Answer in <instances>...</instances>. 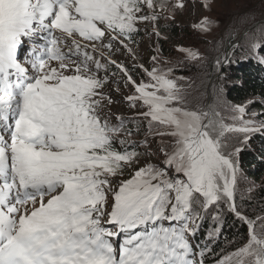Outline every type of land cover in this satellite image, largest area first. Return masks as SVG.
I'll list each match as a JSON object with an SVG mask.
<instances>
[{"label":"snow or ice","instance_id":"obj_1","mask_svg":"<svg viewBox=\"0 0 264 264\" xmlns=\"http://www.w3.org/2000/svg\"><path fill=\"white\" fill-rule=\"evenodd\" d=\"M168 6L0 0V264H205L212 249L193 241L213 210L206 236L220 235L221 206L248 231L214 264H264V215L247 216L237 203V144L264 132V119H256L264 113L249 116L252 101L224 100L222 85L192 107L181 83L188 78L160 67L156 56V66H140L139 82L111 59L115 43L131 54L125 41L137 25L155 23ZM172 7L184 8V0ZM216 24L203 17L193 27L207 32ZM249 48L264 64V27ZM112 67L126 76L129 105L143 109L133 119L160 137L154 153L147 138L120 139L131 135V121L112 123L106 112ZM140 143L148 146L143 154Z\"/></svg>","mask_w":264,"mask_h":264},{"label":"rangeland","instance_id":"obj_2","mask_svg":"<svg viewBox=\"0 0 264 264\" xmlns=\"http://www.w3.org/2000/svg\"><path fill=\"white\" fill-rule=\"evenodd\" d=\"M175 3L176 0H168L169 6L167 10L160 13V18L155 23L142 22L137 25L140 29L141 35L137 36L132 43L125 41V43L128 44V47L132 50L131 54L127 49L120 46L118 43H115L111 59L115 60L117 64H123L125 67L136 63L139 66L143 65V67L146 68L143 60V58H146L145 60L150 64V68L148 69L156 66V64L164 68H168L170 67V64H173L171 67L174 68L173 75L175 77H181L179 74V71L181 70L184 73H191L192 79L187 87V96L189 105L196 107L207 103V99L204 98L203 94L206 92L209 94L212 93L213 81H215L218 75L222 72V65L227 64L234 48L233 43L235 42V39H239V37L244 38L243 51L245 52V44L248 45L250 43L251 35L255 34L256 29L264 27V0H184L185 7L182 9L173 8L172 5ZM157 11L160 10L157 9ZM203 17H209L214 21H218V24L214 25L211 30L207 32L194 28L193 25L201 21ZM166 22L175 23L179 26H187L196 34V36H200L201 41L195 40L190 43L189 47H186V49L197 51L200 54L198 58H189L187 53L180 51V48H185V46L183 47L182 44L169 41L171 49L175 50V52L172 57H166L165 63L161 62L159 57L160 54L150 36L151 34H156L154 32L157 31L156 25L158 23ZM245 33H249V37L246 38ZM227 41L232 43V47L229 56L225 57L227 53ZM237 44L238 43H235L234 45ZM153 56L157 57L156 64L152 61ZM185 59L188 60L187 65L182 63ZM217 59L221 60L222 64L220 68L213 73L214 75H212V79L209 81L210 71L216 66ZM167 64H169L168 67ZM137 73L140 77L143 76L141 78H144L143 69L141 67L137 70ZM216 74L218 75L216 76ZM183 85L186 86L185 84ZM218 85H221V83ZM124 86L125 82L122 79L113 78L106 87V91L110 94L113 100V104L109 106V109H106V112H110L111 114L112 123L116 122L117 116L127 117L129 120L133 121V118L138 117L139 113L143 111L140 107L134 108L129 105L126 97L131 94V88L129 86ZM224 100L233 104L252 101L253 103L248 105V115L251 116L254 112V99L249 98L243 102L233 101L227 97L224 89ZM223 115L227 116L229 113L224 112ZM144 121L146 120L138 119V122ZM119 138H126L127 140L133 141V136H126L125 133H121ZM145 138L149 141L150 151L154 153L160 137L153 135V133H145L140 137V139H142L141 142H143ZM140 146L142 147L140 152L143 154L148 146H145L143 143ZM254 147L258 148L257 145H254ZM147 158L153 157L142 156V159ZM249 180L246 189L247 196L250 194H256V184L253 180V182L251 179ZM210 217L211 212L204 215V219L207 221H210ZM211 228L212 227L209 226L208 231Z\"/></svg>","mask_w":264,"mask_h":264},{"label":"trees","instance_id":"obj_3","mask_svg":"<svg viewBox=\"0 0 264 264\" xmlns=\"http://www.w3.org/2000/svg\"><path fill=\"white\" fill-rule=\"evenodd\" d=\"M156 30L151 34V38L154 41L157 51L159 52V57L162 63H165L166 57L173 56L175 50L171 49L169 41L182 44L183 47H189L190 43L193 41H201L200 36H196L194 32L187 26H179L175 23H158L156 25ZM139 31L138 34L134 35L132 41L134 42L136 37L141 35ZM244 38L241 37L237 47H234L227 64L224 65L222 72L213 81V86L221 83L224 86L227 97L233 101H246L249 98L254 99V112L253 113H264V64H261L258 57L254 55L249 48V44H245V52L243 51ZM230 41L226 42V48L230 47ZM260 56H264V53H259ZM162 57V58H161ZM143 58L146 68H150V64ZM229 61H231L229 63ZM184 65L188 64V60L185 59L182 62ZM169 64H167V67ZM173 64H170V67ZM129 74L133 76L134 79L139 82L141 77L137 73L140 66L136 63L130 64L126 67ZM218 70L217 66L210 71L209 77L212 79L213 73ZM111 72L114 75H110L109 82L113 78L122 79L126 81V76L118 68L112 67ZM103 75V73H101ZM181 77L188 78L186 81H181L185 84L186 90L191 81V73L179 71ZM180 77V76H179ZM107 85L105 87H107ZM126 86V83H125ZM124 86V87H125ZM127 87V86H126ZM130 87V86H129ZM138 119L130 120L131 123L126 126L132 129L131 135L133 136V141L141 142V136L145 133L150 132L147 127V121L138 122ZM256 119H264V115L256 116ZM116 123V122H115ZM122 139V138H120ZM131 142L130 140H128ZM139 144L137 151H141L142 147ZM257 145L258 148H255ZM238 147L243 150L238 154L237 159L239 162L240 172L238 173V186H237V203L244 209V214L250 217H255L258 215H264V132L252 133L251 138L245 143H238ZM119 148L120 146L117 145ZM129 172H125L123 178H127ZM249 179L255 182L256 194L246 195V189L249 184ZM252 181V182H253ZM221 211L223 215L222 230L218 237L213 241L207 239L208 227L215 226L212 216L215 214V210L211 212L210 221L203 219L201 224V229L197 233L196 239L193 241L197 245H207L212 249V253L207 255L205 259V264H214L215 260L223 254L234 251L235 247L240 246L241 242L244 240L247 234V225L242 221H239L231 213L224 210L221 206ZM199 222V221H198ZM199 238V239H198Z\"/></svg>","mask_w":264,"mask_h":264},{"label":"water","instance_id":"obj_4","mask_svg":"<svg viewBox=\"0 0 264 264\" xmlns=\"http://www.w3.org/2000/svg\"><path fill=\"white\" fill-rule=\"evenodd\" d=\"M240 39H241V37H239V39H235V42L233 41V42H234L233 45H234L235 43H239ZM230 44H231V46L227 48L228 56H229V53H230V51H231V47H232V43H231V42H230ZM228 56H227V57H228ZM223 66H224V65H222V69H223ZM217 75H218V74H216V76H217ZM216 76H215V77H216Z\"/></svg>","mask_w":264,"mask_h":264}]
</instances>
